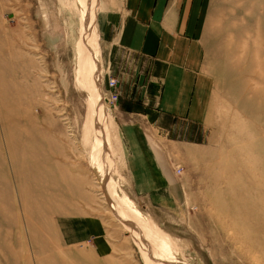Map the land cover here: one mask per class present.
I'll return each mask as SVG.
<instances>
[{
  "label": "rangeland",
  "instance_id": "obj_1",
  "mask_svg": "<svg viewBox=\"0 0 264 264\" xmlns=\"http://www.w3.org/2000/svg\"><path fill=\"white\" fill-rule=\"evenodd\" d=\"M97 3L0 0V264H264L241 243V210L264 206V0H190L197 110L144 128L175 178L150 189L107 100ZM82 220L94 236L71 240Z\"/></svg>",
  "mask_w": 264,
  "mask_h": 264
},
{
  "label": "crops",
  "instance_id": "obj_2",
  "mask_svg": "<svg viewBox=\"0 0 264 264\" xmlns=\"http://www.w3.org/2000/svg\"><path fill=\"white\" fill-rule=\"evenodd\" d=\"M103 2L98 0L96 4L100 8L95 16L96 28L90 25L89 29L95 43L98 36L107 76L115 78L122 143L130 171L138 174L134 187L161 188L166 177L160 175L163 171L144 128L154 126L165 134L173 123L166 126L163 116L195 117L197 104L192 93L199 53L189 30L190 0ZM143 64L146 71H142ZM82 224V232L71 240L94 236L90 223L82 220Z\"/></svg>",
  "mask_w": 264,
  "mask_h": 264
},
{
  "label": "bare ground",
  "instance_id": "obj_3",
  "mask_svg": "<svg viewBox=\"0 0 264 264\" xmlns=\"http://www.w3.org/2000/svg\"><path fill=\"white\" fill-rule=\"evenodd\" d=\"M74 4H75V2H74ZM84 60H85V62H84L85 64H84L83 68H81L82 65L78 68L79 64L76 67V78H77L78 81L81 80L82 82H83V79H84V81L86 83V86L89 89H92V91H93V85L95 84L97 79L95 78V75H94V70L92 68L93 67L92 63L89 62L91 60L89 58H87V57H85ZM90 68H92L93 73L90 71ZM81 70H83V71H81ZM90 84H91V86H90ZM106 132L109 135L110 139L113 140L115 143H117L116 141L118 139L116 138V135L115 136H111L112 135V131L110 130L109 124H106ZM8 137L10 138L9 134H8ZM106 139L110 140L108 137H106ZM8 145H9V148L12 150V152H14V150H16L18 148V142H17V145H15L14 142L9 143ZM40 146L41 145H39V147ZM154 152H155L156 157H158L156 151H154ZM35 165H36V168H37V166L39 164L35 163ZM162 167H163V172H164L165 176L167 177V179L169 180V182H171V183L174 182L175 178L173 177L172 172L168 168V166H166V165L163 166L162 165ZM246 205H248V204H246ZM241 237H242L241 243H243L244 246H243V244H241V245L244 248L247 249V248L256 247L257 253L263 251V249H264V206L263 205H260L259 209L256 208V211L254 210L253 212L247 211L245 209L241 210Z\"/></svg>",
  "mask_w": 264,
  "mask_h": 264
},
{
  "label": "built area",
  "instance_id": "obj_4",
  "mask_svg": "<svg viewBox=\"0 0 264 264\" xmlns=\"http://www.w3.org/2000/svg\"><path fill=\"white\" fill-rule=\"evenodd\" d=\"M106 86L108 88H110V90L108 91V94H107V100H109L110 102L116 101L117 100V93L114 90L115 78L114 77H108L106 79Z\"/></svg>",
  "mask_w": 264,
  "mask_h": 264
}]
</instances>
